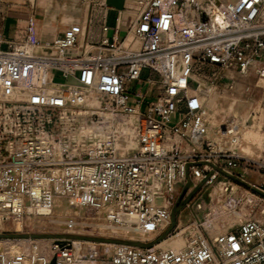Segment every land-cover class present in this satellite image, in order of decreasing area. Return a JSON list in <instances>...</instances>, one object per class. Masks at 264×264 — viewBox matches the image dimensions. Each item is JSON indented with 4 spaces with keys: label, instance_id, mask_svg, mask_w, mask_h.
Instances as JSON below:
<instances>
[{
    "label": "built area",
    "instance_id": "1",
    "mask_svg": "<svg viewBox=\"0 0 264 264\" xmlns=\"http://www.w3.org/2000/svg\"><path fill=\"white\" fill-rule=\"evenodd\" d=\"M28 1L33 13L25 40L0 50L3 221L35 216L39 207L51 208L55 196L63 194L84 206L106 208L114 222L137 214L156 229L163 223L165 231L188 169L205 184L220 170L242 181L249 167L264 170V160L235 155L224 149L225 140L207 135L208 125L201 120L204 103L196 92L199 75L224 79L228 69L253 70L264 80V0H139L140 11L126 37L120 38L116 27L99 44L82 45L72 28L52 41L39 40L34 0ZM109 28L104 23L103 30ZM35 46L40 51L30 53L28 48ZM54 82L65 86L57 94L47 91ZM93 97L98 106L88 104ZM106 113L140 116L136 151L119 155L111 140L87 147L72 140L87 123H102ZM221 131L224 138L231 135ZM176 136L186 140L188 151ZM201 149L212 153L206 158ZM222 189L237 205L252 211L259 206L239 185L226 182ZM159 198L168 203H158ZM203 202L194 198L187 206L201 210ZM260 213L264 216V206ZM202 226L196 220L181 250L116 245L111 264H264V223L259 219H246L237 231L214 238ZM53 245V255L43 264L75 260L73 240L58 238ZM24 258L0 251V264Z\"/></svg>",
    "mask_w": 264,
    "mask_h": 264
},
{
    "label": "rangeland",
    "instance_id": "2",
    "mask_svg": "<svg viewBox=\"0 0 264 264\" xmlns=\"http://www.w3.org/2000/svg\"><path fill=\"white\" fill-rule=\"evenodd\" d=\"M199 76L201 78H198L202 79L206 85L203 86L204 90L202 91L204 106L201 120L208 125L207 135L215 140H225L223 143H233V147L238 148L244 156L250 158L260 156V159L264 160V82H259V76L253 70L243 74L238 69H228L223 72L224 79L214 81L206 75ZM57 80H61V78L58 76ZM133 114L120 117L125 119ZM178 118L177 116L176 119ZM94 121L95 124H99L97 119ZM221 130L230 131L231 135L224 138ZM236 133L237 135L243 133V139L239 141ZM175 141H182L183 150L190 149L186 140L176 136ZM201 150L207 155L206 158L212 153L210 149ZM134 151L136 150L131 153ZM210 157L214 162V156ZM202 163L208 162L199 164ZM210 167H213L212 164ZM216 170L217 168L214 167L210 173L213 174ZM226 182H232L233 185H239L249 191L248 196L259 203L258 208L252 211L245 204L237 205L236 198L230 197L228 193L225 194L222 189ZM194 198L204 199L203 209L196 210L192 204L191 207L187 206ZM172 205L170 226L165 231L146 235V238H143L142 234L138 232L102 227L104 224L101 220L88 218L90 213L96 216L95 210L89 212V209H79L68 201L62 200V202L56 203L50 217L35 219V216H30L31 218L22 219L21 223L12 219L5 220L4 224L0 223V247L4 248L7 245L10 248L14 244H20L23 248L31 249L32 243L36 241L47 240L50 243V240H53L52 244H54L58 238H68L73 240L75 250L82 254L81 259L90 260L91 264H111L116 245L130 244L141 248L157 249L163 243L168 242L170 236L181 231L179 229L181 219L185 225L184 229H186L181 236L182 242L186 240L187 243V234L192 229L195 230L196 220L203 223L202 228L200 227L202 231L208 237L214 238L206 225L209 220H213L215 224L219 223V227L225 233L237 231L240 223L249 218L259 219L264 223V216L260 213V208L264 206V170L249 167L244 181L220 170L212 183L205 184L204 181L199 183V179L194 174L191 176L188 169L186 179L177 186ZM234 211L239 212L242 216L238 218ZM69 216H76L80 222L91 226H84V229L69 232L64 227V221ZM93 251H97V255H93Z\"/></svg>",
    "mask_w": 264,
    "mask_h": 264
},
{
    "label": "bare ground",
    "instance_id": "3",
    "mask_svg": "<svg viewBox=\"0 0 264 264\" xmlns=\"http://www.w3.org/2000/svg\"><path fill=\"white\" fill-rule=\"evenodd\" d=\"M222 16V15H221ZM222 19V17H220ZM41 48L40 47H29L28 51L30 53H35L38 52ZM197 79L200 81V86L198 88L197 96L201 99V101L204 103L203 99V86H206L205 83L202 81V79L198 78ZM264 80L260 79L259 82ZM64 85L61 83H51L50 86L48 87L47 91L49 93H59L63 90ZM20 92H24L23 88L17 89ZM193 91V90H192ZM195 92V93H196ZM0 98H5V95L3 93V90L0 88ZM88 104L91 106H98V99L96 97H93L88 101ZM104 120L102 123L99 124H90L87 123L86 126L81 127V129L76 132L72 140L82 144L84 147H87L88 144H91V142H96L98 140H111L113 141L116 151L119 155H124V154H131V151L137 150L139 147V119L140 116L138 114H133L129 116V118L123 119L122 117H118L116 115L106 113L103 115ZM202 116V115H201ZM122 118V119H121ZM237 139L240 141V139H243L244 134L237 135ZM222 146L230 151H232L234 154L250 159V160H260V156L255 157V158H250L247 156L242 155V153L239 151L238 148L233 147V143H222ZM197 179H199L198 176H195ZM62 200L68 201L71 205H73L76 208L83 209V210H95L96 211V216L92 215L91 213L89 214V219H99L102 221L104 225L102 227L105 228H114L118 230H128L132 232H138L141 233L143 238H146V235H154L160 233L161 229L164 228L163 223H160L161 229H156L152 227V224L148 223L145 224L144 221L141 219V217L137 214H131L128 216H125L123 219H121L118 222L112 221L108 217V210L103 207L99 208H91L88 206L81 205L78 203L76 200H74L72 197H69L67 195L59 194L56 195L53 201V204L51 208L49 207H39L38 212H36L35 219H41L45 217H50L53 213V210L56 206V203L62 202ZM157 202L160 204H167L168 201L165 199H157ZM235 216L238 218L241 217L242 215L239 212L234 211ZM29 218H31L29 216ZM0 223L4 224V221L0 218ZM18 223H21L18 221ZM231 223V222H230ZM228 223V225H230ZM180 225L181 231L178 233L170 236L168 239H170L168 242L163 243L159 248L162 250H181L185 248L186 246V240L185 242H182L181 236L185 233L186 229L185 225L182 223V219L180 220ZM207 227L211 231V235L213 237H216L220 234H225V231L221 230L219 227V223L215 224L213 220H209L207 222ZM84 226H91V225H86L83 222H80L78 217L76 216H69L67 219L64 221V227L67 231H75L79 229H84ZM213 226V229H212ZM194 229L191 230V232L194 234ZM53 240H50V243L46 241L44 242H33L31 249L30 248H23L20 244H14L10 248L6 245V247L1 248L0 251H3L6 253L8 256L16 258L20 256H25L24 260L22 262H12L11 264H43L44 261H47V259L51 258L53 255V249L55 248L56 245H53ZM157 248V249H159ZM9 249V250H7ZM155 249V248H153ZM72 253L75 256V260L72 262H60V264H91L90 260H83L82 254L78 253L75 248L72 246L71 248Z\"/></svg>",
    "mask_w": 264,
    "mask_h": 264
},
{
    "label": "crops",
    "instance_id": "4",
    "mask_svg": "<svg viewBox=\"0 0 264 264\" xmlns=\"http://www.w3.org/2000/svg\"><path fill=\"white\" fill-rule=\"evenodd\" d=\"M138 1L34 0L36 36L41 41H52L72 28L81 45L99 44L103 38L112 37L118 27L119 37L124 38L140 11ZM31 13L28 0H0V50H6L11 42L25 40ZM104 23L110 27L108 31L103 30ZM131 42L128 37L126 43Z\"/></svg>",
    "mask_w": 264,
    "mask_h": 264
},
{
    "label": "water",
    "instance_id": "5",
    "mask_svg": "<svg viewBox=\"0 0 264 264\" xmlns=\"http://www.w3.org/2000/svg\"><path fill=\"white\" fill-rule=\"evenodd\" d=\"M53 264H55V261H53Z\"/></svg>",
    "mask_w": 264,
    "mask_h": 264
}]
</instances>
